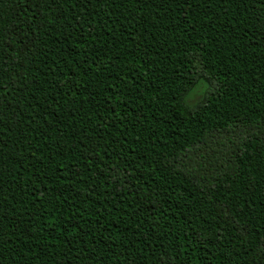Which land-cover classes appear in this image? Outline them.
<instances>
[{
	"label": "trees",
	"instance_id": "1",
	"mask_svg": "<svg viewBox=\"0 0 264 264\" xmlns=\"http://www.w3.org/2000/svg\"><path fill=\"white\" fill-rule=\"evenodd\" d=\"M0 264H264V0H0Z\"/></svg>",
	"mask_w": 264,
	"mask_h": 264
},
{
	"label": "rangeland",
	"instance_id": "2",
	"mask_svg": "<svg viewBox=\"0 0 264 264\" xmlns=\"http://www.w3.org/2000/svg\"><path fill=\"white\" fill-rule=\"evenodd\" d=\"M202 88H204V86H201L200 89H202ZM200 95H201L200 93H195V94H193V95L191 96L190 101H191V102H194V101L198 100L199 97H200Z\"/></svg>",
	"mask_w": 264,
	"mask_h": 264
}]
</instances>
